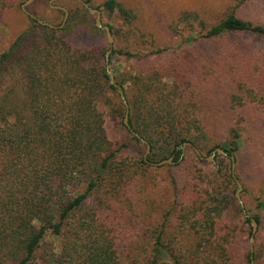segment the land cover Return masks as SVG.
I'll return each instance as SVG.
<instances>
[{
	"label": "trees",
	"instance_id": "obj_1",
	"mask_svg": "<svg viewBox=\"0 0 264 264\" xmlns=\"http://www.w3.org/2000/svg\"><path fill=\"white\" fill-rule=\"evenodd\" d=\"M247 1L235 0L214 21L183 12L170 25L177 31V25L194 19L201 26L198 35L191 32L178 48L185 42L224 44L235 104L243 103V92L251 99L257 96L251 76L256 73L264 80V68L252 70L254 73L248 68L240 77L237 67L240 62L252 63L254 58L247 52L237 53L240 49L234 39L244 34L264 39V24L237 12ZM103 6L109 12L118 11L129 23L136 17L119 0H105ZM71 18L68 16L63 27L52 28L31 17L28 27L0 53V264H132L136 260L130 249L126 253L125 246L130 243L121 241L116 219L123 213L119 198L128 181L149 163L139 148L133 164L121 159L119 155L130 141L115 147L109 138L102 103L109 104L112 117L125 127L130 140L140 143L124 124L126 107L111 83L106 49L74 47L65 32ZM167 49L158 47L147 53L119 49L113 53L141 59ZM238 56L241 59H236ZM256 58L264 60V52ZM114 74L128 99L131 126L151 144L150 161L171 156L178 161V146L191 142L201 152L203 139L213 138L177 84L163 92L159 71L142 70L127 77L114 69ZM261 97L264 102V93ZM231 133L230 141L215 144L209 152L224 148L232 168L231 156L241 147V132L233 127ZM238 158L236 155V162ZM171 182L175 201L166 217L181 203L174 174ZM218 198L219 194H213L211 200L203 201L201 227L189 220L187 230L196 237L185 243L177 241L176 235L166 241L165 219L145 264H252V260L257 264V253L251 249L237 262L229 239L214 236L217 218L224 216L230 204L228 196L226 203ZM258 206L264 209V202ZM256 220L261 222L258 216ZM49 233L60 239L58 245L46 241ZM209 244L206 253L202 248ZM164 251L170 252V261L162 260Z\"/></svg>",
	"mask_w": 264,
	"mask_h": 264
},
{
	"label": "rangeland",
	"instance_id": "obj_2",
	"mask_svg": "<svg viewBox=\"0 0 264 264\" xmlns=\"http://www.w3.org/2000/svg\"><path fill=\"white\" fill-rule=\"evenodd\" d=\"M25 1L0 0V53L7 49L31 22V16L22 7ZM104 1L90 0V4L93 7L100 6L103 22L112 27L111 42L106 31L97 27L96 15L85 12L79 0H33L26 8L38 18L59 26L65 13L58 7H66L69 17L72 16V22L65 32L76 48L100 46L104 47L106 52L112 47L113 50L147 53L158 47H168L159 55L153 54L141 59H136L137 56L128 58L119 52L113 53L112 50L110 69H117L120 76L125 74L127 77L138 75L142 70H157L162 75L163 92L177 84L184 98L190 101V109L195 110L205 125L209 126L208 129H211L210 134L214 139L210 136L206 140L203 139L202 155H212L213 151L210 154L209 150L215 144L222 145L230 141L233 127L241 132V147L235 152V157L239 156L235 175L242 183L239 193L235 177L230 176L233 172L228 155H218L216 162L202 159L206 162L202 163L194 147L188 144L178 146L182 159L176 163L160 166L149 163L143 166L139 175L128 181L124 195L119 198L123 213L116 221L117 228L122 231L121 241L130 243L125 246L126 253L130 249L135 255L136 260L132 264H145L153 253V241L165 219L168 220L164 234L166 241L173 235H176L177 241L181 243L196 237L195 232L189 233L187 230L190 221L201 227L198 222L202 223L204 218H201L200 207L204 200H211L213 194H219L218 199L221 201L227 196L230 200L224 216L217 218L214 236L222 238L223 241L229 239L233 248L232 255H235L236 261L239 262L247 248L251 249L252 236L248 235L252 231L254 252L257 253L256 263L264 264V209L258 206L260 201L264 202V102L261 97L264 93V80L256 73L251 76L249 81L251 87L256 89L257 96L251 99L243 92V103L235 104L231 93L234 82L232 78L227 77L228 65L224 56V44L208 41L185 42L178 48L177 45L184 42L191 32L198 35L201 26L198 20L191 19L187 23L177 25V31L170 28L173 21L183 12L197 16L200 14L201 19L207 22L219 19L235 0H119L136 15L132 23L123 19L118 11L112 13L106 10ZM237 12L241 17L264 24V0H248ZM234 41L240 49L237 53L247 52L254 58L250 65L245 62L237 65L240 77L248 68L251 71L264 68V60L256 58L257 54L264 52V39L244 34L236 37ZM236 59L241 58L238 56ZM101 109L105 115L109 138L114 146L118 147L122 142L130 141L129 146L123 148L119 156L133 164L138 148L144 154L146 145L130 140L131 135L125 127L118 119L112 117L109 104L102 103ZM173 174L178 180L182 204L180 203L178 210L166 217L167 211L175 201L171 182ZM224 201L226 203V200ZM188 210H191L190 214L184 217ZM257 216L261 218V222L256 220ZM253 218L257 222L255 231ZM46 241L58 245L60 239L49 233ZM210 245L202 249L208 253ZM162 260L170 261L169 251L163 252Z\"/></svg>",
	"mask_w": 264,
	"mask_h": 264
},
{
	"label": "water",
	"instance_id": "obj_3",
	"mask_svg": "<svg viewBox=\"0 0 264 264\" xmlns=\"http://www.w3.org/2000/svg\"><path fill=\"white\" fill-rule=\"evenodd\" d=\"M33 0H26L22 7L24 9V11L29 14L32 18L38 20L39 23L41 24H44V25H47V26H50L52 28H58V27H63L64 24L66 23L67 19H68V16H69V11L66 7H62V6H59L58 8L64 10L65 12V17H64V20L63 22L59 25V26H56V25H53L51 23H49L48 21H45L43 19H40L38 18L36 15L32 14L31 12H29L26 8L27 5H29ZM82 5L87 9V11H89L91 14H94L96 15V25L99 29H103L106 31V34L108 36V39L109 41L111 42L112 41V30L110 28L109 25L105 24L103 22V19H102V11L101 9L99 8H96V7H93L90 3H88L86 0H79ZM112 47L106 52V64H107V68H108V71H109V75H110V80H111V83L116 87V90L118 92V94L120 95V99L122 101V103L125 105L126 107V112H125V116H124V124L127 126V128L130 130V132L135 135L136 137H138L140 139V142L145 144L146 145V151L144 153V158L146 160V162L152 164V165H155V166H160V165H163V164H166V163H169V164H172V163H176L177 161L174 160V156H171L167 159H163L161 161H150L148 159V155L150 154L151 152V144L149 143V141L147 139H145L144 137H142L140 135L139 132H137L130 124L129 122V117H130V107H129V103H128V99H127V96H126V93H125V90L124 88L122 87V85H120L117 80H116V77H115V74H114V71L112 69H110V54L112 52ZM191 145L194 147V150L195 152L199 155V157L201 159H206L208 161H212V162H216V157L220 154H224V155H228V152L222 148V147H217L212 155H209V156H204L201 154L200 150L194 146L191 142H185L183 145ZM182 159V156L179 158V160ZM231 160H232V172H233V176L235 177V180L238 184V192L239 193V190L242 189V183L239 181V179L236 177L235 175V169H236V157L235 155H232L231 156ZM252 223L254 225V231H255V226L257 225V222L256 220L253 218L252 219ZM251 240H252V244H251V251L253 252L254 251V235H252L251 237ZM252 258H253V255H252ZM252 264H254V261L252 260Z\"/></svg>",
	"mask_w": 264,
	"mask_h": 264
}]
</instances>
